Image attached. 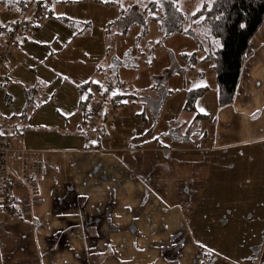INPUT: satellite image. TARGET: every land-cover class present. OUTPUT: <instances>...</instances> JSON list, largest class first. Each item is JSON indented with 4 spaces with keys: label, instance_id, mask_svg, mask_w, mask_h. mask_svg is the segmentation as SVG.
I'll list each match as a JSON object with an SVG mask.
<instances>
[{
    "label": "crops",
    "instance_id": "1",
    "mask_svg": "<svg viewBox=\"0 0 264 264\" xmlns=\"http://www.w3.org/2000/svg\"><path fill=\"white\" fill-rule=\"evenodd\" d=\"M22 1L24 12L19 5H0L2 12L18 17L3 24V31L16 26L32 2L37 7L45 1L47 21L81 26L65 17L68 9L61 0ZM25 40L18 39L16 53ZM83 86L91 90L90 80L78 86L79 92ZM158 90L153 85L151 94ZM136 99L128 89L122 91L116 115L105 119L98 141H92L82 112V125L62 134L72 138L62 141L60 150L41 151L43 172L34 192L16 184L15 212L0 211V264H133V251L141 260L151 254L141 264H214L217 258L206 259L195 244V238L205 239L206 247L211 242V223L264 219V22L250 40L233 103L219 108L211 125L206 127L203 118L194 129L202 118L193 112L191 118L168 121L172 132L165 134L157 119L162 99L151 97L141 115L128 107ZM130 118L142 132L122 136L118 131L129 127ZM162 137L174 144H162ZM94 147L98 150L91 151ZM227 200H235V208L222 217L214 214L212 207ZM197 227L206 231L197 233ZM254 231L258 245L250 252L238 243L242 256L226 264H264V232L258 226ZM174 237L184 240L166 243ZM181 249L182 263L163 260L165 250Z\"/></svg>",
    "mask_w": 264,
    "mask_h": 264
},
{
    "label": "rangeland",
    "instance_id": "2",
    "mask_svg": "<svg viewBox=\"0 0 264 264\" xmlns=\"http://www.w3.org/2000/svg\"><path fill=\"white\" fill-rule=\"evenodd\" d=\"M61 1L68 9L65 17L81 26L72 29L65 23L47 19L37 29H25L22 37L26 40L19 43L20 52L16 53L17 46L11 49L8 63L0 69V134L8 138L14 147L43 152L50 148L60 150L62 141L72 138H65L62 134L82 125L81 99H86L91 90L88 88L87 94L81 95L78 86L89 80L92 85L112 78L124 85L129 94L137 97L135 104L128 107L139 115L146 110L151 97L161 98L162 109L157 119L159 130L165 134L172 132L168 121H181L194 116L193 112L184 110L187 93L193 89L208 88L196 100L197 114L205 117L194 123V129L204 121L203 118L208 119L206 127L212 124L219 107L214 64L208 53L219 51L220 44L209 37L208 30L195 27L191 16L204 4L210 5L215 0H179V10L184 16L182 29L190 35L194 34L196 40L181 35L163 37L157 23L149 19L156 14L147 12L151 2L160 0ZM121 10L125 12L124 19L120 18ZM16 18L17 14L0 10V34L2 25ZM84 23L89 26H83ZM1 41L4 42V38ZM184 55L193 57V61L189 59L187 62L182 58ZM153 85L159 90L151 94ZM146 114L153 122V116ZM131 121L130 118L127 121L129 127L120 128L118 133L122 136L141 133L140 124H132ZM171 134L179 137L178 133ZM160 141L168 146L174 144L163 137ZM14 170L18 172L17 164ZM234 202L218 203V207H212L214 214L220 217V213L233 210ZM200 210L197 212L200 213ZM232 217L238 219L241 216ZM221 221L223 219L211 223L209 232L213 237L207 247L205 239L195 238V244L201 248L206 259L217 258L214 264L236 263L243 254L237 247L238 243L251 252L259 240L254 228L258 226L262 234L264 219L262 217L261 222L231 220L227 225ZM103 224L106 225L105 222ZM198 229L197 233L206 231ZM221 238L223 242L220 243ZM172 240L179 243L184 239H165L166 243ZM133 252L129 255L133 264H141L147 259L150 261L151 254L141 260L142 256ZM174 252L176 250H165L161 254L165 258L163 260H179L182 263L185 253L182 249L179 253Z\"/></svg>",
    "mask_w": 264,
    "mask_h": 264
},
{
    "label": "trees",
    "instance_id": "3",
    "mask_svg": "<svg viewBox=\"0 0 264 264\" xmlns=\"http://www.w3.org/2000/svg\"><path fill=\"white\" fill-rule=\"evenodd\" d=\"M179 0H160L151 2L148 6V14H156L149 19L157 23L163 37L175 35L187 36L196 40L194 34L183 31L182 23L184 16L179 10ZM19 5L22 12L25 6L22 0H0V5ZM159 15V16H158ZM126 16L122 15L121 19ZM195 27L200 30H208L210 38H215L220 44V50L208 53L213 61L216 75L218 107L230 106L235 98L242 66L246 60L250 40L260 29L264 22V0H215L210 5L204 4L195 14L191 16ZM14 25L10 30L4 29V36L11 33L17 27ZM208 39V38H207ZM209 40V39H208ZM201 50V49H200ZM184 60L193 61V57L184 55ZM109 80H113L112 78ZM208 88H198L187 93L185 110L196 112V100L203 96ZM122 92V91H121ZM87 94L86 86H83L80 94ZM91 92L86 99H81L80 106L85 120L86 107L91 100ZM118 96L111 98L108 102L117 108ZM197 118L204 117L196 114ZM85 122V121H84Z\"/></svg>",
    "mask_w": 264,
    "mask_h": 264
},
{
    "label": "built area",
    "instance_id": "4",
    "mask_svg": "<svg viewBox=\"0 0 264 264\" xmlns=\"http://www.w3.org/2000/svg\"><path fill=\"white\" fill-rule=\"evenodd\" d=\"M34 2L23 19L11 33L4 36V44L0 46V69L4 68L11 57V49L17 46L18 39L23 36L25 29L38 28L49 14V3L43 2L34 7ZM33 11L32 16L28 13ZM92 96L85 111V124L87 125L92 141L103 137V123L106 118L114 117L116 108L108 101L118 96L123 91L124 85L114 80L103 83L96 82L91 85ZM91 151L98 150L97 147ZM18 165V172L14 170ZM43 172V153L41 151H28L13 146L11 141L0 134V211L5 213L15 212V199L12 190L16 184H21L30 192H34L35 182Z\"/></svg>",
    "mask_w": 264,
    "mask_h": 264
}]
</instances>
